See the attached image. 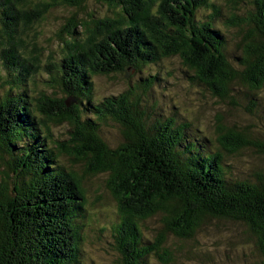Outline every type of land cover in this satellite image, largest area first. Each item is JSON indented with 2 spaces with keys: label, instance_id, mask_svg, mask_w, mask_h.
I'll return each mask as SVG.
<instances>
[{
  "label": "trees",
  "instance_id": "trees-1",
  "mask_svg": "<svg viewBox=\"0 0 264 264\" xmlns=\"http://www.w3.org/2000/svg\"><path fill=\"white\" fill-rule=\"evenodd\" d=\"M94 3L105 7L96 18ZM59 8L71 15L69 38L62 58L43 60L25 41ZM0 25L12 86L0 156L24 168L7 174L12 190L0 178V264H93L80 247L85 181L98 176L116 205L119 264H264V164L239 161L250 151L264 162V0H0ZM122 74L139 77L119 93L96 89ZM182 97L237 107L250 123L218 116L213 139ZM229 223L245 229L250 261L244 247L230 248L236 262L197 247L209 226Z\"/></svg>",
  "mask_w": 264,
  "mask_h": 264
},
{
  "label": "rangeland",
  "instance_id": "rangeland-1",
  "mask_svg": "<svg viewBox=\"0 0 264 264\" xmlns=\"http://www.w3.org/2000/svg\"><path fill=\"white\" fill-rule=\"evenodd\" d=\"M243 8V13L246 14L247 7L243 6ZM63 9L59 8L48 11L44 15V20L40 22V24L35 26L33 31H28L29 34L25 41V47L29 52H31L33 49H37L38 52L42 50L43 57H41V59L43 58V60L48 56L52 57L50 61L59 60V58H62V55L60 54L62 53L61 50L63 48V43L61 39H63V41L67 40L69 38L68 30L71 29V15L66 9ZM87 11H93L91 15L96 18L97 13H104L105 7L94 3L90 5L89 8L87 7ZM80 17L84 18V20L87 19V15L84 16L83 13H80ZM23 21L24 19L22 17V19H20V23H23ZM91 27L94 28L95 25L92 24ZM3 30L4 27L0 25V32H3ZM76 31L78 33L81 32L79 28H76ZM77 36H79V34H77ZM3 67L4 66L1 64L0 60V107H2L3 105L2 100L4 94H6L9 90L12 89L11 84L5 79V74L2 69ZM171 68H174V66H169V69ZM169 69L167 68L166 70L168 71ZM138 77L139 76H136L137 79ZM136 78L127 77L126 75L122 74V76H114V78L110 79L100 77L97 78L94 83L96 89L100 93L110 92V90L111 92L119 93L122 92V90L125 89L126 86H134L136 83ZM175 93L178 94V92ZM169 97L166 101L169 100ZM187 99L188 98L184 97L180 98V101H187L186 103H188L187 111L189 112H187L185 115L189 118L191 116L192 118L196 117L197 124L195 125L203 129L204 134L211 136L213 139V132L216 127L215 120L218 116H225V121H231L240 124L250 123L249 116L241 111H237V107L234 110L224 105H215L214 103L210 102V104H204L196 108V105H189V101ZM62 129L66 128L63 127ZM62 129H52L55 138H63L70 140L71 135ZM111 133L109 132V134L107 135H110ZM251 154L252 152L250 151L245 152L244 155L241 156V158L239 159L241 163L243 162V166L245 168H252L257 164V162H261L264 164V162L260 158L258 159V156L256 157ZM68 157H71V155L63 153L61 156L62 160L59 159L65 167L69 166L68 162H64L67 160ZM69 161L72 162L71 160ZM8 162L10 161L2 160L0 156V178L7 183L6 187L9 190H12V181L9 180L7 174H17V171L15 169H18V172H21L24 171V168L19 167L18 163L15 162L14 164L11 163L12 165H14L15 169L13 168L11 171H9L7 169ZM103 181V176L88 178L85 181L88 196L87 202L90 206L88 207L87 205L88 218L82 230V242L80 248L84 252V258H88V260H91L93 264H119L120 254L116 250V244L114 239L112 238V236H114L115 234L113 223L117 219L115 216L116 205L108 193H105L101 190L97 191L96 189V186L100 184L102 185ZM216 226L217 228H212L211 226L207 228L211 230L210 233L208 232L206 234H200L201 236L198 235V248L210 252H212L214 249H220L222 251V255H224L222 256L224 261H226L225 258L229 257L230 262H236V257L234 254L238 252L233 253L230 248L240 246L244 247V249L239 250V252L245 253L249 261L252 259L251 253L248 250V246L250 245L245 242L241 243L243 242L242 236H247L246 231L243 227L239 226L238 224L232 223L218 224ZM99 227H105V232L99 234L97 232ZM146 233L149 234L150 231ZM177 258L178 259L174 264H184L185 260L181 259L183 258L182 256H178ZM214 260H216V258ZM198 263L202 264L201 261H199Z\"/></svg>",
  "mask_w": 264,
  "mask_h": 264
},
{
  "label": "water",
  "instance_id": "water-1",
  "mask_svg": "<svg viewBox=\"0 0 264 264\" xmlns=\"http://www.w3.org/2000/svg\"><path fill=\"white\" fill-rule=\"evenodd\" d=\"M126 68V71L127 72H130V67L129 66H127V67H125ZM7 169H9L10 171H11V168H9L8 166H7Z\"/></svg>",
  "mask_w": 264,
  "mask_h": 264
}]
</instances>
